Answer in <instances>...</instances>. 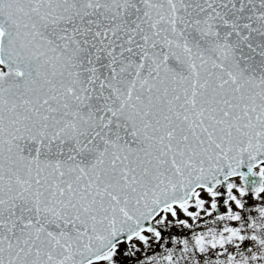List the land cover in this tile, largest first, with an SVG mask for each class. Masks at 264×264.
Returning a JSON list of instances; mask_svg holds the SVG:
<instances>
[{
	"label": "snow or ice",
	"instance_id": "1",
	"mask_svg": "<svg viewBox=\"0 0 264 264\" xmlns=\"http://www.w3.org/2000/svg\"><path fill=\"white\" fill-rule=\"evenodd\" d=\"M0 264H264V0H0Z\"/></svg>",
	"mask_w": 264,
	"mask_h": 264
}]
</instances>
